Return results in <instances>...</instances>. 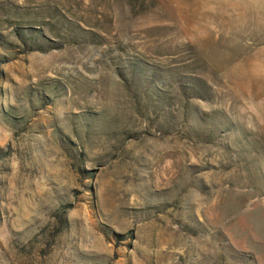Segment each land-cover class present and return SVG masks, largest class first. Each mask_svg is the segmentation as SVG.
Here are the masks:
<instances>
[{
	"label": "rangeland",
	"instance_id": "obj_1",
	"mask_svg": "<svg viewBox=\"0 0 264 264\" xmlns=\"http://www.w3.org/2000/svg\"><path fill=\"white\" fill-rule=\"evenodd\" d=\"M0 264H264V0H0Z\"/></svg>",
	"mask_w": 264,
	"mask_h": 264
}]
</instances>
